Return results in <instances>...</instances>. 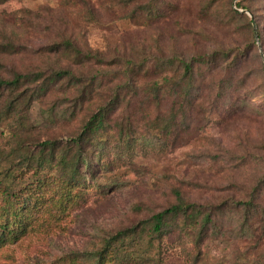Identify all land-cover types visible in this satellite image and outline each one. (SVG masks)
Instances as JSON below:
<instances>
[{
  "label": "rangeland",
  "instance_id": "374dc122",
  "mask_svg": "<svg viewBox=\"0 0 264 264\" xmlns=\"http://www.w3.org/2000/svg\"><path fill=\"white\" fill-rule=\"evenodd\" d=\"M146 1L0 0V41H14L17 49L2 61L7 75L12 70L63 66L84 76L104 75L81 107L77 105L81 85L75 88L67 81L41 96L42 101H34L29 122L35 137L64 140L75 133L87 112L120 83L128 59L149 63L161 57L230 50L206 73L201 109L192 111L190 125L176 140L163 151L140 150L131 163L112 164L106 170V190L86 196L62 221L53 222L50 231L31 229L16 241L0 242V264H46L69 252L92 251L117 229L174 202L173 189L206 204L244 197L264 179V0L245 2L255 7L261 39H255L246 18L230 13L236 9L250 17L243 12L246 9L236 7L238 0H165L150 14ZM65 40L93 59L72 61L56 51ZM224 71L232 84L217 90L213 82H221ZM164 105L168 109L171 102ZM62 112L66 116L58 118ZM138 117L134 128L140 133L148 123ZM7 140L3 127L1 146ZM106 150L109 159L117 153L111 146ZM246 245L241 236L211 241L202 261L193 263L179 247L164 244L150 264H236V248L240 255L243 251L250 255L244 264H264L260 248L248 251Z\"/></svg>",
  "mask_w": 264,
  "mask_h": 264
},
{
  "label": "trees",
  "instance_id": "16d2710c",
  "mask_svg": "<svg viewBox=\"0 0 264 264\" xmlns=\"http://www.w3.org/2000/svg\"><path fill=\"white\" fill-rule=\"evenodd\" d=\"M246 1L238 0L236 7L251 11L255 21V7ZM160 2L165 0H147L144 8L150 14L157 11ZM230 13L246 18L253 33L251 17L236 9H230ZM256 25L261 39L258 21ZM59 50L72 61L93 59L91 53H83L68 40L60 43ZM16 52L14 41H0V129L6 127L8 136L6 145L0 144V242L16 241L31 229L50 231L53 222L62 221L86 196L106 190V170L112 164L131 163L140 150H165L190 125L192 111H200L206 73L216 65L217 57L226 59L230 50L188 58L161 57L149 63L124 61L120 83L64 140L33 135L29 122L32 103L42 101L41 96L67 81L75 88L81 85L77 103L81 107L104 75L76 74L70 66L12 70L7 75L2 61ZM226 69L228 72L230 65ZM227 72L221 82H213L214 88L220 90L232 84ZM166 101L171 102L168 109ZM138 114L148 123L140 133L134 128ZM109 146L117 150L112 159L106 154ZM172 193L174 202L117 229L96 249L69 252L46 264H150L164 244L179 247L186 260L200 263L211 241L227 242L231 236L246 240L248 251L260 248V262H264V179L244 197H226L206 204L185 198L179 189ZM235 250L236 264H244L250 255Z\"/></svg>",
  "mask_w": 264,
  "mask_h": 264
},
{
  "label": "water",
  "instance_id": "95a60500",
  "mask_svg": "<svg viewBox=\"0 0 264 264\" xmlns=\"http://www.w3.org/2000/svg\"><path fill=\"white\" fill-rule=\"evenodd\" d=\"M243 12H246V13H248V14L250 15V17H251V19H252V24H253L254 36H255V39H257V38H258V35H257V31H256V24H255V22H254V20H253V15H252V13L249 12V11H247V10H245V11H243ZM259 47H260V46H259ZM260 51H261V50H260ZM263 62H264V58H263Z\"/></svg>",
  "mask_w": 264,
  "mask_h": 264
}]
</instances>
